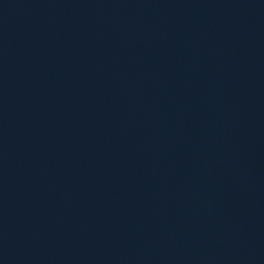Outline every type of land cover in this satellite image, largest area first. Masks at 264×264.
<instances>
[{
  "label": "water",
  "instance_id": "1",
  "mask_svg": "<svg viewBox=\"0 0 264 264\" xmlns=\"http://www.w3.org/2000/svg\"><path fill=\"white\" fill-rule=\"evenodd\" d=\"M0 264H264V0H0Z\"/></svg>",
  "mask_w": 264,
  "mask_h": 264
}]
</instances>
